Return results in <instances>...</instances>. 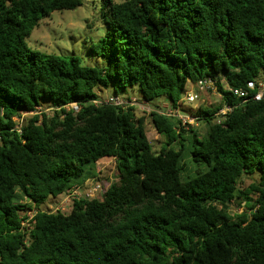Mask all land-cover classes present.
Instances as JSON below:
<instances>
[{
    "label": "trees",
    "instance_id": "16d2710c",
    "mask_svg": "<svg viewBox=\"0 0 264 264\" xmlns=\"http://www.w3.org/2000/svg\"><path fill=\"white\" fill-rule=\"evenodd\" d=\"M94 3L106 33L90 51L103 66L26 44L82 0H0V264H264V100L240 105L229 91L264 76V0ZM207 80L222 101L190 112L203 134L163 114ZM135 85L139 101H168L151 112L159 151L135 108L93 103L96 88ZM42 100L53 115L19 131ZM224 103L240 106L219 123ZM103 158L119 179L100 197L74 200L68 214L38 209L95 178Z\"/></svg>",
    "mask_w": 264,
    "mask_h": 264
},
{
    "label": "rangeland",
    "instance_id": "374dc122",
    "mask_svg": "<svg viewBox=\"0 0 264 264\" xmlns=\"http://www.w3.org/2000/svg\"><path fill=\"white\" fill-rule=\"evenodd\" d=\"M83 5L74 10H62L55 11L50 17L42 20L37 27L33 30L30 37L26 39L27 46L33 51H39L45 54H55L65 57H78L84 64L92 66H103L106 64V59L103 57L95 56L91 53L90 48L92 43H97L102 38L106 30L101 26L96 18L94 9L96 0H82ZM117 1V0H116ZM119 1V0H118ZM264 79V76H261ZM197 91V92H196ZM95 92L100 98H108L114 96V87L108 88L99 87L95 89ZM189 93H198L199 99L192 103H189L186 99ZM117 95L125 100H132L135 108L134 113L136 118L144 120L147 137L151 142L155 151H159L165 144V136L159 134L155 129L151 112L157 108L165 110L168 105V101L165 97L156 98L150 102L139 101L141 94L138 87H127L125 90L118 89ZM222 101L221 94L217 89H203L200 90V85H190L187 88V93L183 95L181 102L180 113L189 116L190 112L196 111L200 106L212 107L220 104ZM42 110L44 114L53 115V111L48 106L51 105L50 101H41ZM24 123L32 117L31 114H21ZM204 121H197L193 124L185 126V130L192 128L197 129L201 134L204 133L203 127ZM95 178L88 180L82 187L83 194L88 192L94 186H100L99 191L94 195V198H98L101 195V191L107 190L110 185L119 179V173L117 170L116 160L113 158H103L96 166ZM252 179L245 176L240 187L245 188L249 186ZM85 196V195H83ZM93 199V198H91ZM72 203L66 199V193L59 195L56 198H49L44 203L38 206V209L45 212L55 213L58 211L66 214L71 212ZM244 204H239L236 201L232 208V213H241L244 209ZM37 211L34 207L33 212H29L28 216L31 218Z\"/></svg>",
    "mask_w": 264,
    "mask_h": 264
},
{
    "label": "built area",
    "instance_id": "2783aa9c",
    "mask_svg": "<svg viewBox=\"0 0 264 264\" xmlns=\"http://www.w3.org/2000/svg\"><path fill=\"white\" fill-rule=\"evenodd\" d=\"M217 89L215 82L212 80H207L204 83L200 84V90L203 89ZM229 91L240 100V105H245L249 102H260L264 100V79H257L254 81L247 82L246 86L244 88H230ZM187 101L189 103H192L194 101H197L199 99L198 93H189L186 97ZM93 103L95 105H102V104H110L122 108L132 107L134 102L132 100H125V98H120L118 95L110 96L108 98H99L97 100H94ZM240 105H232L228 103H224L222 108L218 110L216 113V118L218 122H222L226 119L227 115L230 114L234 109H236ZM67 112L68 111H74L79 112L81 107L78 103H70L68 105H65L63 107ZM41 107H37L36 112H30L25 114H40ZM53 111V110H52ZM164 115L168 117H176L178 118L184 126H188L189 124H193L196 122V118L190 117L188 115H183L179 111L167 109L166 112H163ZM22 117V116H21ZM19 118V122L17 125V129L20 131L21 125L24 123L23 118ZM100 186H94L88 192L85 191L83 194V191L81 190V187H75L72 188L68 193H66V199L69 200V202H73L74 200L80 199V198H87L91 199L94 198V195L99 191ZM85 195V196H83Z\"/></svg>",
    "mask_w": 264,
    "mask_h": 264
}]
</instances>
